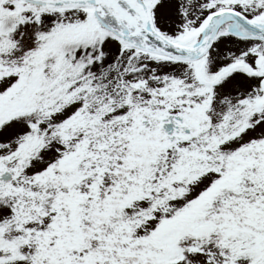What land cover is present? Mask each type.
I'll use <instances>...</instances> for the list:
<instances>
[{"label":"snow or ice","instance_id":"1","mask_svg":"<svg viewBox=\"0 0 264 264\" xmlns=\"http://www.w3.org/2000/svg\"><path fill=\"white\" fill-rule=\"evenodd\" d=\"M0 264H264V0H0Z\"/></svg>","mask_w":264,"mask_h":264}]
</instances>
